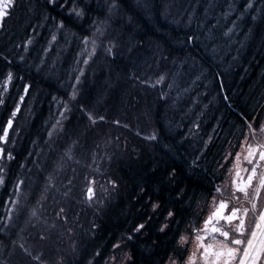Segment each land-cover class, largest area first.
<instances>
[{
	"label": "trees",
	"instance_id": "1",
	"mask_svg": "<svg viewBox=\"0 0 264 264\" xmlns=\"http://www.w3.org/2000/svg\"><path fill=\"white\" fill-rule=\"evenodd\" d=\"M135 1L146 5L144 9L149 11L141 6L133 8ZM85 3L88 7L84 18L69 20L65 12L47 4V0H15V7H9L10 15L0 30V74L11 71L18 84L23 79V84L31 85L28 94L34 100L29 104L23 101L31 106L33 121L26 122L21 141L13 148V159L7 161L11 164L8 172L12 183L5 191L12 206L17 197L13 192L15 178L20 176L22 211L28 215L19 222L18 212L12 211L13 219L5 228L4 202L0 201V264H58L61 260L62 264H103L113 252L112 245L127 236L134 225L159 227L156 216L168 211L175 214L174 219L185 222L194 211L201 214L209 210L213 205L211 197L219 187V173H225L218 170L219 162L232 153L224 166L225 170L229 168L235 149L249 131L247 124L261 118L264 0H196L195 5L193 0H183L181 7L180 0H174L172 5L168 0ZM112 3L119 7L110 13ZM168 3L171 7L167 12ZM121 14L130 25L124 23ZM177 15L180 21H176ZM27 19L28 25L22 32L20 27ZM62 20L66 26L60 29L58 24ZM132 26L138 31L136 34ZM97 27L103 35L96 32ZM65 32L82 38V89L76 90L78 97L69 104L68 111H59L57 107L51 115L49 108L55 109V101L68 100L67 94L73 92L77 77L80 78L75 66L76 51L69 66L61 55L53 63L42 56L46 45L43 42L54 35L61 39ZM188 35L199 39L186 43ZM71 41L74 42L73 36ZM110 43L116 45L112 55L106 52ZM160 64L169 65L165 83L172 85L165 88V100L143 84L150 81ZM72 67L74 71L68 76ZM49 73L52 76H47ZM107 80L110 85L115 84L109 91L102 86ZM133 85L137 91L132 90ZM142 90L156 105L143 101L139 93ZM98 93L107 101L98 103ZM126 93L128 101L123 104L120 97ZM14 97H8L13 104ZM140 110L152 115L153 128L158 133L156 141L145 140L144 122L141 121V127L140 122L133 120ZM70 112L75 118L66 121L65 115ZM86 112L103 115L106 120L91 125ZM59 115L64 118H57ZM115 119L128 127L117 126ZM57 121L60 122L56 129ZM3 123L1 118L0 130ZM69 145L74 147V159L82 154V172L71 169L75 167L71 164L69 169L61 170V175L56 174L54 162ZM103 158L109 159L107 165H103ZM172 172L175 180L169 182ZM49 175L55 186L45 192ZM63 176L74 178L69 183ZM112 179L119 192L111 201V193L106 194L111 183L106 182ZM95 183L104 185L96 193ZM89 187L95 195L98 191L104 195L103 204L95 203L96 197L89 201ZM62 193L66 194L64 198ZM153 203L160 206L155 211ZM60 208L65 209L67 224L56 217ZM31 215L33 222L17 237ZM37 221L55 224L52 236L58 240V247L70 248V259L60 254L57 262L52 260L53 247L48 238L40 239L47 234ZM156 236L160 233L146 244L139 236L128 242L123 251L131 259L124 264H161L167 251L160 253L163 245ZM21 244L32 254H42L43 261L26 255L19 247ZM97 252L100 255L96 257Z\"/></svg>",
	"mask_w": 264,
	"mask_h": 264
},
{
	"label": "snow or ice",
	"instance_id": "2",
	"mask_svg": "<svg viewBox=\"0 0 264 264\" xmlns=\"http://www.w3.org/2000/svg\"><path fill=\"white\" fill-rule=\"evenodd\" d=\"M47 4L60 8L63 12L66 13V16L69 20L72 18L77 19H83L86 14V9L88 5L85 3V0H47ZM84 4L82 7L81 5ZM251 6V5H249ZM9 7H15V0H0V21H4L6 16L10 15V12H6V9ZM119 6L116 3H112L109 6V12H113L115 9H117ZM96 23V22H94ZM65 22L62 20L58 24V28L63 29L65 28ZM0 27H2V24H0ZM231 31V30H229ZM96 32L100 35H103L102 29L100 27L96 28ZM225 35H228V33H225ZM213 37L210 35L209 39L211 40ZM85 42H88V38L85 37ZM199 39V37H195L193 35H188L186 39V43H192L194 40ZM53 40H55V35L53 36ZM28 44L31 43V40L27 42ZM93 47L95 48V40L92 41ZM116 47V45L111 44L106 49V52L109 55L113 54V48ZM25 49H27V44L25 45ZM212 51L215 52L216 49L212 48ZM23 59V57H21ZM85 64L88 63L87 60L84 61ZM38 71L41 69L38 67ZM13 79V74L11 72L7 73V76L5 78V84L4 89L7 90L8 83L11 82ZM77 81L79 82V77H77ZM165 81V75L161 74L154 84H151V87H156V85L162 84ZM168 87H172V85H168ZM31 88V85L25 84L23 86V95L19 97V103H17L16 107L11 111V115L8 117L6 125L2 129V134H0V144H7L9 141V131L13 128V122L14 119L17 117L18 113L21 111L20 104L23 103L25 96L29 93V90ZM162 94V98H163ZM73 99H75V91L73 92ZM4 104V100L2 96H0V105ZM82 111H85L83 108ZM87 119L89 120L91 125H96L99 122H104L106 120L105 116L99 115L97 117L96 114L92 112H86ZM59 123V121L57 122ZM114 124L117 126H122L127 128L128 124H121V121L119 119H115L113 121ZM247 127L249 129V133L251 137L254 139L257 132L260 135H264V125H261L258 129L254 127L253 124L249 123L247 124ZM51 133H49V136L51 137ZM139 135V132L137 133ZM119 140V137L116 138ZM145 140H156L157 137L153 133L151 135L145 136ZM249 137H244V143L247 144ZM78 143V141L74 142ZM6 149L4 147H0V159H3L5 157ZM232 153H228V156H231ZM228 156H225V162L228 161ZM259 157V161H264V144H258L256 148H253L251 145L248 146L247 150V157L249 164L253 163V160L255 157ZM72 160V148L70 147L64 154V157L61 158L63 161L64 159ZM7 159L11 160L13 159L11 152H7ZM236 161L238 162L240 159V154L237 153L235 156ZM93 161H95V157H93ZM77 163L79 161H76ZM221 167H224L222 164ZM251 172L255 174L257 172V168L254 166L251 169ZM175 180V173L172 172L169 174V182H172ZM53 177L49 175L47 178V184L45 186L44 191H49L50 187H54L53 184ZM4 180L3 177H0V184H3ZM71 183V182H69ZM94 183V181H93ZM234 184V190L231 194V196L228 198V200H239V197L236 195L237 192L242 193L247 202L251 205V209L249 208H243V207H237L233 205L231 208H229L228 200L226 199H220L217 202L216 197H213V206L214 211H212L207 218L203 221V227H197L195 223H193L191 227V232L195 234V239L198 243V247L203 248L204 252L203 254L205 257L209 255L210 250L214 249V245L212 244H204L203 241L207 238L206 235H201L200 233H209L212 234H218L219 236L224 238L223 242L219 243L218 247H215V250L211 251V256L214 257V260L211 262V264H233L234 260H238L239 264H261L262 261H264V210L259 211L258 218H254V228L247 227L246 226V217L248 216L249 211L252 212L257 211V204L254 202L256 200H259L261 190H264V174L260 176L259 180V186L255 189H253L252 193H249L247 190L251 184H252V176H249L248 183L245 185H236L235 181H233ZM112 188H116V182L111 181ZM88 199L91 201L94 196V190L93 188H88ZM216 193L220 194L221 197H223V192L220 187L216 188ZM249 196H251V199H249ZM160 206L158 204L153 203L152 208L153 211H155ZM227 210V212H226ZM65 209L60 208L59 211L56 213V217L59 220H62L63 223H68V218L66 215H64ZM32 215L35 216V211L32 212ZM175 214L172 211H168L167 213V222L160 227L159 231L164 232L166 228H168L169 223H176ZM222 222H226L227 225H230L231 227L228 230H224V224ZM235 222V223H233ZM55 227V224L52 225ZM146 228V223H138L134 225V227L130 230L129 234L125 237H122L121 240L117 243H114L112 245L113 254L109 256V260L105 261V264H124L125 260H130L131 257L124 253L123 256H119L116 250H120V252H123L124 248L127 247L128 242H131L134 240V238H138L139 235H142L144 230ZM47 237L44 235L40 236L41 240L46 239ZM187 237L184 235L179 236V245H184L187 243ZM19 247L24 251V253L28 256H32V253L23 245H19ZM42 255V254H41ZM97 256L100 255L99 252L96 253ZM41 257L36 256L33 257V259L39 260ZM179 256H168L167 262L168 264H178ZM58 264H62L61 262H58ZM188 264H194V261L191 257L188 258Z\"/></svg>",
	"mask_w": 264,
	"mask_h": 264
},
{
	"label": "rangeland",
	"instance_id": "3",
	"mask_svg": "<svg viewBox=\"0 0 264 264\" xmlns=\"http://www.w3.org/2000/svg\"><path fill=\"white\" fill-rule=\"evenodd\" d=\"M182 1L183 0H180V7H181V4H183V3H181ZM195 1L196 0H193L194 5H195ZM165 2L167 3V0H165ZM168 2H170L171 5H172V3L174 2V0H168ZM132 3H133V8L134 7L137 8L138 6H141L144 9V7H146V5H143L142 6L140 4V2H138V1H135V2H132ZM171 5L168 3L167 6L165 7V11L168 12V10L170 9ZM8 10H9V8L6 9V12ZM146 10H148V8H145L144 9L145 12H146ZM146 14H145V18L147 19L148 16H146ZM121 18H122V20L124 21L125 24L130 25L129 22L125 19L124 14H121ZM180 18L181 17L179 15H177V17L175 19H176V21H180ZM28 21L29 20L27 19V20H25V22H23V24L20 27V31H22V32L24 31V28L26 27V25H28ZM0 24L3 25V21H0ZM124 25H122V27ZM151 25H153V24L151 23ZM132 27L134 28V29L132 28L133 29V34H136L138 31H135V26H132ZM0 30H1V27H0ZM71 34L69 32H65V33L62 34L61 39L58 36L55 35V40H53V36H50L47 40H45L43 42V44H46V45H44L43 55L42 56H43V58L48 59V61L50 63H53L56 58L59 59L58 58L59 57L58 55H61V58L64 57V61L69 66L70 65V61H71V56L76 51V53H75V57H76L75 58V66H76L77 71L80 72L79 82L76 81V83L74 85V89H73V92L74 91L76 92V90L82 89V38L81 37H79V38L78 37H75L73 34L72 35ZM72 36L74 37V42L73 41L70 42ZM86 49L89 50L88 48H86ZM36 55L37 56L39 55L38 49H36ZM156 56H158V54ZM159 56H160V54H159ZM89 60H90V58H89ZM168 67H169V65H166V66H163L162 67V65L160 64L159 67H158V69H157V71H155L153 73V76L151 77L150 81L143 83L144 86H146V88L148 89V91H150V92L151 91H154V90L157 91L158 92L157 95L160 97L161 100H165L166 93H167V90H165V88H167L168 85H169V84L165 83L166 82V79L168 77V71H169V68ZM7 70L8 69H6V71ZM73 71H74V67H72L71 69H68V76H70ZM8 72L9 71L4 72L3 75H2V73L0 74V96H2L3 100L5 101L6 98L9 99L11 97V94H13L15 96L14 97V101L17 102V101H19V97L24 94L23 93V86L25 84H28V83H24L23 84V79H21L19 81V84H18L16 82L17 81V78L10 71L13 74V79L11 80L10 83H8L7 90H5L4 89V84H5V78H6ZM96 72L97 71H94V74ZM161 74L165 75V81L162 84L156 85V87H151L150 85L151 84H154L155 81L157 80V78ZM47 76H52V75L49 73ZM53 77L55 78V76H53ZM18 80H19V78H18ZM110 84H109V80H107L104 84H102V86L104 85L103 89H105L106 91L111 90L112 87L115 84H112V85H110ZM132 88H133L132 90H136L137 91L135 85H133ZM73 92H71L70 94H67L68 95V100H66V101H61V100L55 101L56 102L55 109H53V108L50 107L49 108V111H51V113H49V114H51V115L54 114V112L57 109V107L60 108L59 111L60 110L61 111H68L69 104H72L73 101H74L73 98H72ZM139 93L142 96L143 101H144V99H146L147 102L148 101L150 102V98L145 96L146 94L144 93L143 90L140 91ZM263 93L264 92H262V94ZM162 94H164L163 95V98H162ZM99 95H100L99 96V99L97 100L98 103H102L104 101H107L106 100L107 97H102L103 94H99ZM30 96L31 95H29V94H27L25 96V100L24 101H26V104H29L32 101H34L33 99L31 100V97ZM127 96H128V94L126 93V94H124L123 97H120L121 103H123V104L125 102L127 103V101H128V99L126 98ZM144 96H145V98H144ZM249 96H251V94L247 96V99L249 98ZM77 97H78V95L75 94V98H77ZM262 100H263V101H261V104L262 105L259 108L260 111L262 109V106H264V98ZM12 104H13V102H12ZM150 104H155V102H152V100H151ZM30 113H31V106H26L24 104V102H23L22 103L21 113H20L19 117L17 118L16 129H13L12 135L9 137V141H8L7 144H2V145L0 144L1 147H4L6 149L5 157L3 159H0V169L2 170L1 171V174H0V177H3V180H4V183L3 184H0V201L4 202L3 203V208L5 210V213H4L3 226L5 228L7 227L8 223L11 221V219H13L12 211L13 212L14 211L15 212H18L17 213V216L19 215V217H20V219L18 220L19 222H22L23 221L22 216H27L28 215V213L27 214H24L23 211H22V202L21 201L23 200V197L21 196V186H22V183H21L20 176H18V177L15 178V182H14L15 183V186H13L15 188V190L13 192H16V194H17V197L15 198V202L13 203L14 206L13 205L11 206V204H8V203H10V201L7 198V196L5 195V191H7L6 188H7L8 183H12V181H10L9 172H8V169H9L8 166L11 165V164H7V161L9 159L6 160V158H7V152H11V154L13 153V148L15 146H18L17 143L21 141V138L23 136V128H24V126H26V122L29 121V123H31L33 121V118L30 116ZM2 114H3V104L0 105V120L2 118ZM57 118L62 119V118H64V116L63 115H59ZM72 118H75V115L72 112H70V113H68V114L65 115L66 121H69ZM133 120H135L136 122H140L141 123V127H142V122H144V127H145V129L147 128V130H144L143 137L148 136V135H151L153 133L155 135H158V133L153 128V118H152V115L148 111L140 110L139 112H137V113H135L133 115ZM6 122H7V120H6ZM251 124H253L254 127L257 128V129L261 125H264V107H263V109L261 111V118L252 119L251 120ZM2 126L3 127L5 126V122L2 124ZM52 126H53V124H52ZM20 128H21V132L22 133H21V135L16 136L18 134V132H15V130L18 131V129H20ZM57 128H58V123L56 124V129ZM52 132L54 133L55 130H53ZM246 136L249 137L247 144H245L243 142L244 141V138L240 140V142H239L240 146L235 149V154L231 157V160H230V162L228 164L229 165V168L225 170L224 167H221L222 164L225 166V164L227 163V162H225V159H223L222 161H220L219 164H218V170H223L225 172L223 174L219 173V182H217V186H219L221 188V190H222L223 193H225V191L227 190V187L229 189V186L231 187V190H230L231 192L234 190V188H233L234 187L233 181H235V184L236 185H242L243 176H244L245 173H248V174H250V176H252V184H251L252 187H253V181L255 179H257V181L260 180L259 179V177H260L259 168H261V169L263 168L262 169L263 170V173L262 174H264V167H260V164H262L264 166V161H259V157L257 156V157L254 158L253 163L252 164H249L248 163V160L246 159L248 146L251 145L253 148H256L258 144H264V135H260L257 132L255 138L253 139L251 137L249 131H248L246 133ZM152 141H154V140H152ZM106 143H109V140H106ZM69 146L72 148V153H74V147H73V145H69ZM78 146H79V144H78ZM77 147L75 149L76 151L78 150ZM68 149H69V147L66 146L64 152L61 153V156L58 157L57 160L54 162L53 170H54V172L56 174L59 173L61 175V170L65 169V168L69 169V167L71 166V164L72 165L73 164L75 165V167H72L71 166V169H75V171L78 172V173L79 172H82V169H83V166L82 165H85L84 162L82 161V154H79L78 153L79 154V157H77V159H74V157H73L72 160H67L66 158L63 161L61 160V158L64 157V154H65V152ZM237 153L240 154V159H239L238 162L235 159V156H236ZM114 156L117 157V155H114ZM228 158H229V156H228ZM76 161H79V162L77 163ZM108 161H109L108 158H103V160H102L103 165H107L109 163ZM6 164H7V168H6V172H5L4 170H5ZM254 166L257 168V172L255 174H253L251 172V169ZM231 176H235L233 180H230L229 179V178H231ZM73 178L74 177H68L67 176L66 179H65V177L63 176V180H65L66 182L68 180L70 182V180L73 179ZM248 178H249V175H248ZM79 179L82 180V178L78 177V180ZM65 181H63V182H65ZM111 181H114V180L113 179L112 180H107L106 183H111ZM246 182H248V180ZM18 183H20V184H18ZM255 185H254V187H255ZM103 186L104 185H101L99 183H95V193H96V191L98 189L100 191V189ZM111 188H112V185H111ZM111 188H107L106 189V194L109 195V193H111V196L110 195L109 196H110V199L112 201L113 198H114V196H117L118 195L119 189H118L117 186L114 189L113 188L111 189ZM63 189H66V187L63 188ZM99 191H98V195H95L94 198L95 197L97 198V200H95V203H97V201H99V203L101 205V204H103L105 202L104 201V198L105 197H104V195L99 194ZM57 193H58V195L61 196L60 192H57ZM65 195H66L65 193H62L63 198L65 197ZM215 197H218L217 198L218 201L220 199H222V198H219L220 197V194H218V193H216ZM255 203L257 204V202H255ZM248 206H250V208H251V205L250 204H248ZM101 207H102V210H103V208H104L103 205ZM212 209L213 208L210 207L209 210H212ZM8 210H9V214H8ZM257 211H258V207H257ZM103 214H104V212L100 214V218L103 217ZM34 220H35V216H34ZM32 222H33V216L31 215L27 219V221L25 220L24 226H22L23 227L22 230L20 229L19 235L17 237H20L21 233H24L26 231V229L29 227L28 225H31ZM38 223H37V225H38ZM39 224L41 226H43L44 231L47 234V238H48L47 240H50L49 243L53 247V248H51V250H53V253H54V258H52V260L53 261H56V257H58V255H60V254H63L66 257V259H70L71 255H72V253L70 254V248L69 249L68 248H62V246L59 245V247H58L56 245V243L58 242V240L56 242V240L52 236L51 230L54 229L53 226H52V224H47V223L46 224L39 223ZM66 231H68V230L66 229ZM83 231H84V233H86L87 230L84 229ZM60 235L61 236H64V232H61ZM51 237H52V239H51ZM116 251H117V253H118L119 256H123L124 253H126L125 251H123V252H120V250H116ZM112 254H113V252L111 254H109L108 257H106V261L109 260V256L112 255ZM33 256H40L41 259H42V256L40 254L33 253L31 257H33ZM96 257H97V255H96ZM42 261H43V259H42ZM1 264H5V263H1ZM103 264H105V262Z\"/></svg>",
	"mask_w": 264,
	"mask_h": 264
},
{
	"label": "flooded vegetation",
	"instance_id": "4",
	"mask_svg": "<svg viewBox=\"0 0 264 264\" xmlns=\"http://www.w3.org/2000/svg\"><path fill=\"white\" fill-rule=\"evenodd\" d=\"M17 103H19V101L15 102L14 104H12V101L10 99H5L4 104H3V114H2V118H4V122L6 125V120L8 119V117L11 115V111L16 107ZM21 110H22V103L20 104ZM21 113V111H20ZM20 113H18L17 117L14 119L13 122V128L9 131V137L12 135L13 129H16V125H17V118L19 117ZM3 129V126L1 127ZM2 129L0 130V134H2ZM15 132H18V134L16 136L21 135V128L17 130H15ZM2 145V144H1ZM0 145V147H1ZM6 160H8L6 158ZM260 167H264L262 164H260ZM263 169V168H262ZM261 168H259L260 171V176L263 173V170ZM248 175L250 176V174L245 173L243 176V181H242V185L247 184L248 182H246L248 180ZM231 177H235V176H231ZM231 180V178H229ZM260 179V177H259ZM258 182V183H257ZM256 184V185H255ZM255 185V187H254ZM259 186V181H257V179H255L253 181V187L250 186L247 190L249 191V193H252L253 189L257 188ZM234 188V187H233ZM231 187L229 186V189L227 187V190L225 191V193H223V197H219V198H223L228 200V198L231 196L232 192L230 191ZM236 195L239 197V200H228L229 203V208H231L233 205L237 206V207H243V208H250V206H248V202L245 199L244 196H242V193L237 192ZM218 197H216L217 199ZM211 199L213 200V197H211ZM249 199H251V196H249ZM218 202V199H217ZM254 202H257V207H258V211L256 212H252L251 210L248 213V216L246 217V226L247 227H251L254 228V223L253 220L254 218H258L259 215V211L260 210H264V190H261L260 193V197L259 200H256ZM212 210H207L201 214H199L197 211H194L192 214V217H189L188 221L183 222L182 220H177L175 219L176 223H169L168 228L165 229L164 232H160L159 229L160 227H162L166 222V218H167V214H163L161 213V215L159 214L158 216H156V221H160V225L159 227H153L151 225H147L143 234L139 235V238L144 244H146V242L148 243L150 239H153L154 236L156 234L160 233V236H156L157 239H159L162 242V249H160V253L164 252L165 250L167 251V255L165 256L164 260L161 262V264H168L167 262V257L168 256H174L177 255L179 256L178 259V264H188V258L191 257L192 260L194 261V264H211V262L214 260V257L211 256V251L215 250V247L219 246L220 242L224 241V238L219 236L218 234H212L211 232L205 234V233H200L201 235H206L207 238L203 241L204 244H212L214 245V249L210 250L209 255L207 257H205V255L203 254L204 250L201 247H198V243L195 239V234L191 232V225L193 223L196 224L197 227H203V221L205 218H207V216L214 211V207L212 206ZM227 212V210H226ZM149 220V219H148ZM152 220L149 221V223ZM224 224V230H228L231 226L227 225L226 222H222ZM235 223V222H233ZM158 232V233H155ZM180 235H184L187 237V243H185L184 245H179L178 241H179V236ZM162 236L164 238H162ZM168 236V237H167ZM167 237V238H166ZM139 240V241H140ZM165 240V241H164ZM137 241H135L136 243ZM233 264H239L238 260H234ZM261 264H264V261L261 262Z\"/></svg>",
	"mask_w": 264,
	"mask_h": 264
}]
</instances>
